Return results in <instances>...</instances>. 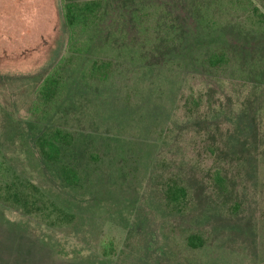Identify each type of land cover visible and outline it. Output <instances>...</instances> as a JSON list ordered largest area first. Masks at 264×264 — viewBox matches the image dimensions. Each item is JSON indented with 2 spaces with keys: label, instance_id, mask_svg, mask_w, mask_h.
I'll list each match as a JSON object with an SVG mask.
<instances>
[{
  "label": "rangeland",
  "instance_id": "1",
  "mask_svg": "<svg viewBox=\"0 0 264 264\" xmlns=\"http://www.w3.org/2000/svg\"><path fill=\"white\" fill-rule=\"evenodd\" d=\"M7 2L14 13L8 21L0 17V242L24 239L35 255L28 264H264V144L249 168H224L233 196L223 202L207 176L217 168L199 162L179 137L181 95L207 84L219 90L193 60L215 39L201 38L169 67L122 53L105 80L86 73L91 60L110 54L90 50L63 71L61 98L36 111L43 75L70 56L59 0ZM237 76L218 74L225 82ZM36 122L73 133L78 151L67 155L81 172L79 186L63 187L42 164L31 143ZM185 159L204 168H187ZM171 176L189 183L186 211L163 199L161 182ZM15 192L35 205L14 208L6 197ZM192 233L203 238L201 248L187 247Z\"/></svg>",
  "mask_w": 264,
  "mask_h": 264
},
{
  "label": "trees",
  "instance_id": "2",
  "mask_svg": "<svg viewBox=\"0 0 264 264\" xmlns=\"http://www.w3.org/2000/svg\"><path fill=\"white\" fill-rule=\"evenodd\" d=\"M1 2L0 17L8 21L14 12L8 14L7 0ZM59 10L70 56L61 58L43 75L35 90L36 111L48 109L61 98L65 69L83 60L90 50L98 48L110 54L109 60H91L86 73L89 80H105L114 58L122 53L149 67H169L186 57L201 38L215 39L213 46L193 60L219 90L207 84L206 89L181 95L179 137L182 135L185 148H193L199 162L217 168L207 174L215 195L223 202L231 199L227 186L233 182L224 168H249L264 144V139H259L260 128L264 132V0H59ZM224 72L238 74L237 79L225 82L218 77ZM224 83L233 87L237 97L223 92ZM220 117L228 126L223 127ZM29 127L42 164L63 187L79 186L81 172L67 155L78 151L73 133L37 122ZM88 159L96 162L97 156L89 154ZM185 162L187 168H204L199 162ZM161 193L166 205L179 213L192 203L189 183L176 176L161 182ZM10 199L14 208L22 207L25 212L35 205L33 198L22 192L8 194L6 200ZM8 236L5 243L0 242V264L34 260L24 239ZM203 244L201 235L187 237L189 249Z\"/></svg>",
  "mask_w": 264,
  "mask_h": 264
}]
</instances>
